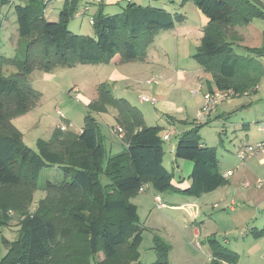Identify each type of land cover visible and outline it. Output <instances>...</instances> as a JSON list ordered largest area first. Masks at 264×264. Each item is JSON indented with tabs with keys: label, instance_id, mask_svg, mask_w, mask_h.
<instances>
[{
	"label": "trees",
	"instance_id": "trees-1",
	"mask_svg": "<svg viewBox=\"0 0 264 264\" xmlns=\"http://www.w3.org/2000/svg\"><path fill=\"white\" fill-rule=\"evenodd\" d=\"M43 1L9 5L10 0H0V10L7 7L14 12L17 52L21 51L11 57L0 55V225H9L5 209L26 212L43 169L55 168L63 180L46 182L45 196L36 211L17 225L19 236L7 246L0 264H136L143 229L131 199L138 196L143 185L157 195L193 198L225 185L215 149L203 144L199 133L209 120L195 121L198 124L178 135L175 159L192 163L190 184L185 189L173 185V174L162 165V128L147 126L139 109L113 95L112 83L98 86L97 97L89 107L101 113L115 111L114 121L123 130L126 144L121 153H106L97 126L88 115L79 134L57 128L48 141H37L36 151L23 143L12 120L30 111L39 100L28 79L35 70L108 65L116 56L121 64L142 62L158 33L183 23V17L134 0H122L126 4L118 13L107 14L102 0L92 7V36H84L68 30L81 7L79 0L64 1L54 22L46 19L48 4ZM255 1L181 0V6L193 3L207 21L192 57L203 72L210 74L216 89L253 94L263 77L259 60L264 41L259 48L239 45L242 37L238 29L254 19H264L258 6L261 3ZM237 47L240 53L235 52ZM6 67L14 71L4 73ZM153 240L155 252L163 259L168 244L157 236ZM208 242V264L235 262L217 241Z\"/></svg>",
	"mask_w": 264,
	"mask_h": 264
},
{
	"label": "crops",
	"instance_id": "crops-1",
	"mask_svg": "<svg viewBox=\"0 0 264 264\" xmlns=\"http://www.w3.org/2000/svg\"><path fill=\"white\" fill-rule=\"evenodd\" d=\"M64 1L67 0H62V4ZM119 1L121 0H104V8L107 9L112 3H117ZM251 1L256 4L255 0ZM259 1L261 4L257 5L264 12V0ZM79 5L81 6L80 0ZM153 7L177 14L175 11L172 12L168 6ZM182 17L184 22L179 25L184 28L180 29V31L186 29V25L189 23V16L184 14ZM47 20L54 22L57 21V18L55 20ZM199 20L203 28L207 21L204 17H199ZM175 28L176 25L168 32L173 31L174 36L175 34L177 35L173 41V45L177 47V44L181 40L180 38L189 34L188 31H186L184 34L179 35V31H175ZM164 32L167 31L159 32L158 34ZM238 32L242 37V43L239 44L241 47L259 48L264 41V19H254L247 26L238 29ZM201 37L202 34L199 37V43ZM184 40L185 39H182L180 43L182 48L187 45L184 43ZM175 50L177 51V48H175ZM154 52L153 54L147 53L145 60L136 63L137 65H131V67L137 69V73L131 75V77H133L131 79H140L138 80L140 82L150 76H156L162 79L159 84L144 86V89L148 92L147 95L154 96L157 99V104L154 108L156 114L157 112L160 113L159 124L155 125L162 128L159 136L171 129L177 131V134L171 137L167 142L170 143L172 138L177 137L178 139L180 133L198 124L194 120V115L202 106L203 95L215 87L212 84L210 74L203 72L196 63L195 65L186 64V66L194 67L191 70H181L174 63H170L169 58L166 56L165 48H162L163 54L156 50ZM173 55L176 61H186L188 59L179 57L176 53ZM259 61L264 73V54ZM103 66L109 68L111 72L106 81L117 84L118 82L128 80V77L123 75L120 71L123 65L119 62L118 56L108 65ZM195 80L197 81L195 82ZM203 80L204 83L202 82ZM179 84L182 86L190 85L191 88H194L192 85L196 84L197 87L199 86V91H194L195 93L192 94V91L188 90L190 91L188 93V98H190V100L182 101L180 100L179 93L175 92L176 86H179ZM188 112L192 115V121L188 119ZM141 114L146 124V121H148L146 110L141 112ZM170 120L172 122H170ZM178 121H185L186 123L185 125H181L178 124ZM173 122L174 124H172ZM219 122L222 123L220 126L222 125L225 127L228 125L229 129L234 132V138L231 140V143L235 144L232 153L222 151L220 155L219 153L217 154V148L215 146H209L215 149L218 171L223 177L227 171L235 169L239 165V161L236 157L237 149L245 145L264 141V134L257 131V124L264 122V74L256 88V92L249 95L244 93L220 104L209 119V122L203 127ZM114 125L116 126L115 121ZM179 127H183V129L179 130ZM218 134L225 135L226 132L225 130H221ZM220 141L221 138L217 140L218 143H220ZM202 143L208 146L206 143ZM175 146L176 143H170L168 153L170 156V160H168L169 164L173 163L175 165V170L169 171L167 167H165V158L167 154H165L164 149L162 165L168 172L173 174V185L177 188L185 189L190 184L189 176L192 171V163L184 160H176L174 156ZM124 148L123 145V149ZM258 179L264 180V153L249 159L244 165L238 167L233 175L225 179L226 183L224 186L198 198L175 194L177 196L163 199L162 195H157L152 190H150L152 191V195L149 197L147 194V190L149 189L147 188L143 192V195L150 198V201H153V203L155 198L160 199L164 207L159 211H162V214L165 213L164 218L172 223L174 227L172 230L173 233H168L170 238L166 241V244L169 246L166 253L169 254L166 264H185L188 263L189 260L193 261L195 259L196 255H193V257L187 256L191 255V253L188 249H184L186 246L177 243L182 239V235L184 236L187 230H191L194 238L202 236L204 239H207V241L210 239L217 241L213 239L212 236L216 229L223 227L225 228L222 236L224 242H222V244L217 242L235 257V262L230 264H263L264 185L256 188L254 185ZM212 200L214 202H211ZM141 203V201L135 202L133 200V204L136 205L137 209ZM209 210L212 211L209 213ZM214 213L216 215H213ZM183 242L184 239L180 241L182 244ZM200 249L201 246L197 244V250ZM210 257L211 256L207 258V262L201 264H208ZM101 260L102 255L99 254L98 261ZM136 264H143L140 260V253L138 263ZM153 264L156 263L154 262Z\"/></svg>",
	"mask_w": 264,
	"mask_h": 264
},
{
	"label": "rangeland",
	"instance_id": "rangeland-1",
	"mask_svg": "<svg viewBox=\"0 0 264 264\" xmlns=\"http://www.w3.org/2000/svg\"><path fill=\"white\" fill-rule=\"evenodd\" d=\"M134 1L142 6H168L172 12L175 11L179 15L186 14L189 16V23L186 25V29L180 31V29H183L184 27H180L178 23L174 29L175 31H179V35L188 31L189 35L180 38L181 40L185 39L184 43L187 45L184 48L180 45L181 40L177 44V47H175L173 45V41L177 35L175 34L174 36L173 31H167L158 34L155 37L152 45L149 47L150 50H147V53L153 54L156 50L163 54L162 48H165V52L167 54L166 56L169 58L171 64L174 63L181 70L193 69L194 67L186 66V64L195 65V61L192 56L199 47V37L202 34L203 29L199 20V17L203 16L195 8L193 3L189 2L181 6V0ZM43 2L48 4L45 10L47 19L55 20L62 7V0H52L50 2L48 0H44ZM125 4L126 3L122 0L117 3H112L107 9H105V12L107 14H116L119 12L121 7L125 6ZM0 11V55L11 57L18 49L15 15L13 10L8 9L7 7H3ZM94 11L95 9H91L89 13L93 14ZM68 30L74 34L84 36H92L93 33L92 27L87 23L85 18L78 19L75 16L69 22ZM175 48H177V51ZM235 52L240 53L241 49L237 47L235 48ZM175 53L179 55V57L188 59L186 61H176L173 55ZM17 54H21V51L19 50ZM134 63L135 64H122L123 66L120 68V71L123 75L128 77V80L118 82L117 84L106 81L111 72L109 68L101 64L76 65L72 68L58 67L49 72L35 70L28 79L31 83L32 89L39 93V100L30 111L12 120L13 125L19 129L23 143L31 150L36 151L37 141H48L55 130L62 124L67 127L65 132L79 134L84 126L85 116L88 115L94 120L97 126L98 134L102 139L101 141L106 153L108 155L121 153L123 151V145L125 146L126 144L124 141L118 140L116 135L113 133V129L115 127L113 120L115 117V111L108 109L106 113H101L92 110L89 106L97 97L98 86L102 82L106 81V83H112L110 87L115 97L126 100L130 105L136 107L141 112L146 110L148 114V121H146V124L148 126H155L156 124H159L160 113H155V106L139 101V96L148 94V92L144 89V86H148L145 84V81L152 76L141 82L138 81L140 79H131L133 78L131 75L137 73V69L135 67H131V65H137L136 63L138 62ZM13 71L14 68L12 67H6L4 69V73L8 74ZM196 81L197 80H195V82ZM202 82L204 83V80ZM192 87L194 88H191L190 85L182 86L179 84V86H176L175 92L179 93L180 100H190V98H188V93L190 91H199V86L197 87L196 84H193ZM59 114L62 115V119H60ZM188 114V119L192 121V115H190L191 113L188 112ZM220 124L222 123H212L209 126L203 127L200 130L202 142L206 143L208 146H215L217 148V154L219 153V155L222 151L232 153L235 147V144L231 143V140L234 138V132L229 129L228 125L224 127L222 125L220 126ZM182 129L183 127H179V130ZM221 130H225L226 134H218ZM219 138H221L220 143L217 142ZM176 142L177 137L172 138L170 141L172 144ZM170 143H163L162 146L165 154H167V157L165 158V167H167L169 171H174L175 165L173 163L169 164L168 161L170 160V156L168 154ZM62 180V175L55 168L43 169L38 178L37 190L35 189L31 193V202L26 207V212L22 213L20 210L17 211L13 207L5 209L4 214L8 219L9 225H0V260L6 254L7 246L16 241L19 236V227L17 225L20 224L27 216H30L36 211L39 200L45 196L43 188L46 182L50 181L52 183H60ZM143 194L144 193H140L134 199H131L132 203L133 200L135 202H142L137 209V215L143 229L142 242L139 246L140 260L143 264L157 263V260L167 262L169 254H166L163 259V255H160L159 257L154 250L153 239L157 236L166 243L168 238H170L168 233H173L172 230L174 227L172 226V223L168 222L164 218L165 213L162 214V211H159L164 206L159 209L155 199L153 203V201H150V198H147ZM147 194L151 197L152 191H150V189L147 190ZM160 195H162L163 199L177 196L170 193ZM211 202L214 201L212 200ZM211 211L212 210H209V213ZM213 215L216 214L214 213ZM224 230V227L216 229L212 238L222 244V242H224V239L222 238ZM183 239L184 242L182 244L180 241ZM181 240L177 243L179 245L186 246V248H182L188 249L191 253V255L187 256L193 257V255H196L193 261L189 260V262L185 264H201L207 262V258L211 256V250L207 239H204L202 236L194 238L191 230L189 229L186 231L184 236L182 235ZM197 244L201 246L200 250H197ZM97 256H99V254Z\"/></svg>",
	"mask_w": 264,
	"mask_h": 264
},
{
	"label": "built area",
	"instance_id": "built-area-1",
	"mask_svg": "<svg viewBox=\"0 0 264 264\" xmlns=\"http://www.w3.org/2000/svg\"><path fill=\"white\" fill-rule=\"evenodd\" d=\"M26 0H10L9 5H13L15 3H21ZM81 1V7H79L75 13V17L80 19V18H85L87 23L92 26L93 24V18L92 14L89 13V11L92 9L93 6H96L102 2V0H80ZM124 1H131V0H124ZM153 1V0H149ZM160 78L156 76H152L148 78L145 81L146 85H153V84H159L160 83ZM195 92L192 91V94ZM238 94L235 93L232 90H219V89H212L210 91H207L203 95V103L202 106L196 111L195 113V121L198 123H206L210 117L214 114L217 106H219L222 103H225L235 97H237ZM139 101L142 103H148L150 105L155 106L157 104V99L154 96L151 95H141L139 96ZM60 119H62V115L59 114ZM58 129L62 132H65L67 130V127L65 125H60ZM257 131L264 134V122H260L257 124ZM113 133L116 135L118 140H122L124 133L123 130L117 126L114 127ZM177 131L175 129H171L169 131H166L160 135V139L162 140L163 143H166L170 140L171 137L175 136ZM264 153V141L256 142L253 144L245 145L242 146L241 148L237 149L236 151V157L239 161V165L232 170L227 171L223 178H228L231 175L235 173V171L238 169V167L244 165L249 159ZM264 185V180L258 179L255 182V187H261ZM247 186V185H246ZM146 189V186L143 185L140 189L139 192L142 193ZM157 202V207L160 209L163 207V204L161 203L159 198H155ZM262 262L264 264V254L262 256ZM223 264H226L223 262Z\"/></svg>",
	"mask_w": 264,
	"mask_h": 264
}]
</instances>
